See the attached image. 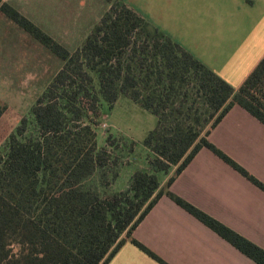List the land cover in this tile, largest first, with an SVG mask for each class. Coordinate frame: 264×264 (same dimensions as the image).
<instances>
[{
  "label": "trees",
  "instance_id": "16d2710c",
  "mask_svg": "<svg viewBox=\"0 0 264 264\" xmlns=\"http://www.w3.org/2000/svg\"><path fill=\"white\" fill-rule=\"evenodd\" d=\"M104 2L82 47L70 51L0 0V12L62 63L32 107L33 120L23 119L0 150V264H109L128 240L167 264L132 238L163 196L264 264V249L170 191L205 148L264 190L209 141L235 106L264 124V57L236 89L122 0ZM121 96L157 125L143 141L147 168L110 194L105 178L112 157L99 148L92 121ZM5 111L0 103V120Z\"/></svg>",
  "mask_w": 264,
  "mask_h": 264
},
{
  "label": "crops",
  "instance_id": "0c3cea01",
  "mask_svg": "<svg viewBox=\"0 0 264 264\" xmlns=\"http://www.w3.org/2000/svg\"><path fill=\"white\" fill-rule=\"evenodd\" d=\"M122 1L236 89L264 57V0ZM218 134L222 145L215 139ZM209 141L264 183V124L246 110L235 106L211 131ZM203 155L212 165L198 166ZM217 163L222 164L202 149L170 191L264 249V190L245 176V186H222L230 181ZM224 171L241 184L238 173L227 167ZM132 238L167 264H257L168 196L158 201ZM109 264L160 263L128 240Z\"/></svg>",
  "mask_w": 264,
  "mask_h": 264
},
{
  "label": "rangeland",
  "instance_id": "374dc122",
  "mask_svg": "<svg viewBox=\"0 0 264 264\" xmlns=\"http://www.w3.org/2000/svg\"><path fill=\"white\" fill-rule=\"evenodd\" d=\"M2 1L11 4L70 51L82 47L107 8L104 0ZM61 66V61L47 48L0 12V103L6 107L0 120V150L6 146L9 136L15 132L23 119L29 122L33 120L32 107ZM92 122L99 148H106L112 157L106 169L107 192L113 194L125 190L133 173L147 168L150 153L143 146V141L148 133L155 129L157 118L127 97L121 96L112 109L103 107L100 116L95 117ZM110 137V141L116 143L114 147L108 140ZM215 139L222 145V137L219 134ZM214 146L249 173L247 168L222 148ZM235 147H240V144ZM207 152L223 164L217 163L216 168L222 177L230 182L222 186H245L241 181L244 176L241 172L212 150L207 149ZM202 163L212 165L206 155L202 156L198 166ZM224 166L232 174L238 173L241 176L235 175L241 184L237 185L229 173L224 171ZM114 172L119 173L117 178H113ZM173 174L174 170L168 177L163 178V185H166ZM95 182L101 185L99 177H96ZM248 182L257 186L250 180Z\"/></svg>",
  "mask_w": 264,
  "mask_h": 264
}]
</instances>
